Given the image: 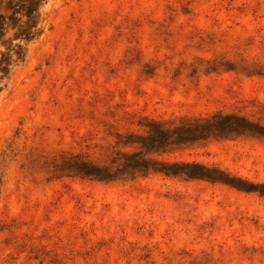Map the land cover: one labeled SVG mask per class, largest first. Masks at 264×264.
Masks as SVG:
<instances>
[{"label":"rangeland","instance_id":"1","mask_svg":"<svg viewBox=\"0 0 264 264\" xmlns=\"http://www.w3.org/2000/svg\"><path fill=\"white\" fill-rule=\"evenodd\" d=\"M10 2L0 264H264V0Z\"/></svg>","mask_w":264,"mask_h":264},{"label":"trees","instance_id":"2","mask_svg":"<svg viewBox=\"0 0 264 264\" xmlns=\"http://www.w3.org/2000/svg\"><path fill=\"white\" fill-rule=\"evenodd\" d=\"M20 3L10 2L7 6L12 15L8 18L12 21V29L16 30L14 41H30L36 35L39 22V12L46 0H19ZM23 19H26L23 21ZM7 18L0 15V40L7 34ZM23 60L24 51L20 44L8 42L6 50L0 51V92L8 85L11 76V66L14 61Z\"/></svg>","mask_w":264,"mask_h":264}]
</instances>
